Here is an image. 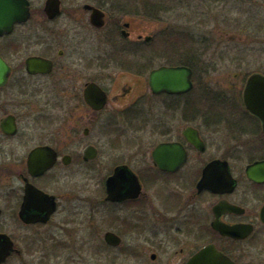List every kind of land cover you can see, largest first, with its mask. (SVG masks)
I'll return each instance as SVG.
<instances>
[{
  "label": "flooded vegetation",
  "instance_id": "af4514ba",
  "mask_svg": "<svg viewBox=\"0 0 264 264\" xmlns=\"http://www.w3.org/2000/svg\"><path fill=\"white\" fill-rule=\"evenodd\" d=\"M27 1L26 18L0 27V264L55 260L48 240L75 222V166L90 176L102 158L110 163L96 197L85 198L100 214L96 227L93 213L86 220L89 250L101 230L100 256L111 248L146 255L143 264H187L214 245L236 264H257L249 253L264 245V106L262 117L251 111L244 89L264 70L244 74L234 97L189 101L193 67L190 92H154L153 70L188 66L156 63L154 36L132 37L134 19L160 5ZM105 144L118 152L104 155Z\"/></svg>",
  "mask_w": 264,
  "mask_h": 264
},
{
  "label": "rangeland",
  "instance_id": "374dc122",
  "mask_svg": "<svg viewBox=\"0 0 264 264\" xmlns=\"http://www.w3.org/2000/svg\"><path fill=\"white\" fill-rule=\"evenodd\" d=\"M160 5L150 17L143 12L134 19L132 37L141 34L144 38L153 35V52L156 63L182 61L192 65L195 71V86L190 96L205 93L234 97L243 88L244 78L254 70H264V0H152ZM239 74L241 77H233ZM233 84L231 88L230 85ZM240 87V91L235 89ZM197 90V93L195 94ZM236 92V93H233ZM205 104V103H204ZM104 148V155L117 153L118 150ZM96 164V172L86 175L83 167L75 166L71 187L75 189V222L67 226L68 232H59L50 245L56 251L55 260L46 264H143L147 256L136 257L109 248L101 256L98 244L102 241L101 230L91 237L92 248L85 243L88 216L92 214L91 203L85 198L96 197L98 182L102 176L104 158ZM113 162V161H112ZM110 163V162H109ZM67 178H65L66 180ZM1 181V185L4 182ZM88 190H91L88 192ZM93 227L100 217L94 212ZM65 228V229H66ZM46 233H57L55 226L43 228ZM46 233V234H47ZM47 241V242H48ZM84 241V242H83ZM256 245L258 242L254 241ZM86 244V246H85ZM146 252L147 242H141ZM97 246V247H96ZM257 264L264 262V245L251 250Z\"/></svg>",
  "mask_w": 264,
  "mask_h": 264
},
{
  "label": "water",
  "instance_id": "95a60500",
  "mask_svg": "<svg viewBox=\"0 0 264 264\" xmlns=\"http://www.w3.org/2000/svg\"><path fill=\"white\" fill-rule=\"evenodd\" d=\"M28 9L27 0H0V27L12 26L16 21L26 18L29 14ZM55 10L58 12V8H55ZM192 74L193 70L189 66H162L152 71L150 83L154 92L183 93L191 90L193 87ZM244 96L246 104L251 111L262 117L263 111L261 110V106H264V75L255 73L248 78L244 89ZM31 163L35 165L33 173L39 174L43 172L45 167L40 166L38 162ZM28 191L32 192L30 188ZM109 198H119V196L116 197L115 193L110 191ZM27 203L28 200L24 206L28 205ZM107 239L110 244L119 243V238L112 233L108 234ZM187 264L235 263L219 252L214 245H208L191 257Z\"/></svg>",
  "mask_w": 264,
  "mask_h": 264
}]
</instances>
